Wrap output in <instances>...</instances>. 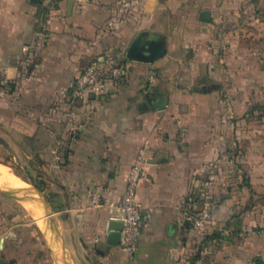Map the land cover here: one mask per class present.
Here are the masks:
<instances>
[{
  "label": "crops",
  "instance_id": "crops-1",
  "mask_svg": "<svg viewBox=\"0 0 264 264\" xmlns=\"http://www.w3.org/2000/svg\"><path fill=\"white\" fill-rule=\"evenodd\" d=\"M140 31L163 37L166 55L126 58L123 83L72 100L88 63L120 60ZM147 95L164 107L140 111ZM259 108L264 0H0V156L58 163L50 201L78 237L82 264H264V123L239 120ZM143 145L144 224L128 253L106 244L109 212L89 197L118 199ZM196 190L200 201L188 203ZM40 204L32 211L47 212ZM46 220L54 252L63 238Z\"/></svg>",
  "mask_w": 264,
  "mask_h": 264
},
{
  "label": "rangeland",
  "instance_id": "rangeland-1",
  "mask_svg": "<svg viewBox=\"0 0 264 264\" xmlns=\"http://www.w3.org/2000/svg\"><path fill=\"white\" fill-rule=\"evenodd\" d=\"M187 56L190 51H182ZM114 60V64L122 65L126 68V51L118 60L111 53H104ZM188 57V56H187ZM122 81L111 83L117 86ZM215 88V87H214ZM261 107V104H258ZM233 118L227 115V120ZM247 125L264 123L263 109H252L242 113L241 118ZM58 163L42 161H13L9 154L0 156V165L8 174L13 175L19 182L25 183V187L30 190L27 193L24 188L11 185L9 182L0 178V260L6 264H82L85 263V257L81 254V243L78 237L71 238L70 224L66 221V227L58 225L56 221V209L51 204L50 195L52 190H57L56 178L53 177V171ZM48 186V187H47ZM51 188V189H50ZM50 189L47 192L45 190ZM53 190V191H54ZM202 197V192L196 190L193 193V202L197 203ZM45 206L47 212L32 211L36 203ZM49 214L45 215V214ZM46 217H49V227L62 235L60 243L55 242V251L49 246L47 236L50 237ZM82 240V239H81ZM84 241V240H82ZM83 245H89L83 242ZM91 245V244H90ZM91 250V249H90ZM85 255L90 251L86 250Z\"/></svg>",
  "mask_w": 264,
  "mask_h": 264
},
{
  "label": "built area",
  "instance_id": "built-area-1",
  "mask_svg": "<svg viewBox=\"0 0 264 264\" xmlns=\"http://www.w3.org/2000/svg\"><path fill=\"white\" fill-rule=\"evenodd\" d=\"M125 74L126 68L114 64V60L108 55L94 59L75 77L70 87L71 99L87 101L89 97H97L106 92L108 84L122 81ZM1 83L6 87L9 86L8 81L5 79H2ZM73 129L77 131L79 127H73ZM145 152L146 146L143 145L138 150L136 161L127 171L124 190L118 199L101 201L100 196L96 193H92L89 197V203L92 207L105 206L109 212V219L122 223L119 244L128 253L135 251L144 224L143 208L136 198V189L143 177L142 164ZM187 201L188 203L193 202V194L187 198ZM184 215L189 217L186 212ZM207 217V212L203 211L199 217L193 218L194 228L203 230L204 221Z\"/></svg>",
  "mask_w": 264,
  "mask_h": 264
},
{
  "label": "water",
  "instance_id": "water-1",
  "mask_svg": "<svg viewBox=\"0 0 264 264\" xmlns=\"http://www.w3.org/2000/svg\"><path fill=\"white\" fill-rule=\"evenodd\" d=\"M200 20L210 21L208 11H201ZM166 55L165 40L161 36L152 37L146 31L138 32L132 39L126 51V58L144 63H152ZM165 105V98H161L158 102H154L149 95L145 97V101L138 105L140 111L151 108L153 110L162 109ZM189 223V221H186ZM122 223L116 220H109L107 226V235L105 242L108 245H118L120 243V230ZM0 264H6L0 260Z\"/></svg>",
  "mask_w": 264,
  "mask_h": 264
},
{
  "label": "bare ground",
  "instance_id": "bare-ground-1",
  "mask_svg": "<svg viewBox=\"0 0 264 264\" xmlns=\"http://www.w3.org/2000/svg\"><path fill=\"white\" fill-rule=\"evenodd\" d=\"M7 170V169H6ZM4 169V167H1L0 166V178L3 180V181H6V182H9V184L13 183L14 186H17L16 184H19V181L17 178H15L13 175L11 174H8L7 171ZM16 183V184H15ZM10 184V185H11ZM12 184V185H13Z\"/></svg>",
  "mask_w": 264,
  "mask_h": 264
}]
</instances>
